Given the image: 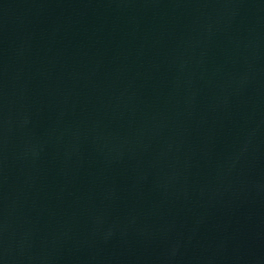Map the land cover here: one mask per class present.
<instances>
[{"label": "water", "instance_id": "water-1", "mask_svg": "<svg viewBox=\"0 0 264 264\" xmlns=\"http://www.w3.org/2000/svg\"><path fill=\"white\" fill-rule=\"evenodd\" d=\"M0 264H264V0H0Z\"/></svg>", "mask_w": 264, "mask_h": 264}]
</instances>
